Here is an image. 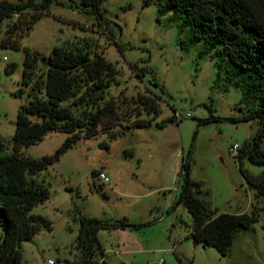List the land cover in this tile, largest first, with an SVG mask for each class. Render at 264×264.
Returning <instances> with one entry per match:
<instances>
[{"label": "rangeland", "instance_id": "rangeland-1", "mask_svg": "<svg viewBox=\"0 0 264 264\" xmlns=\"http://www.w3.org/2000/svg\"><path fill=\"white\" fill-rule=\"evenodd\" d=\"M81 3L55 0L20 39L19 50L0 48L8 57L0 60V138L8 152L13 151L18 111L29 102V88L16 95L23 87L25 48L50 55L56 46H89L119 69L120 84L111 87L112 99L150 91L159 96L161 113L149 127H133L122 134L121 127L101 128L90 139L82 134L38 176L49 187L50 198L32 213L49 218L53 228H42L22 244L20 264L78 259L81 216L139 225L99 229L104 255L98 254V264H264V198L247 183L239 160L245 142L253 140L260 128L259 118L242 119L256 101L243 103L240 87L216 85L214 59L201 56L205 41H194L193 28H181L178 15L160 16L157 2L145 6V0H105L101 5L105 21L86 13ZM17 19L15 15L13 20ZM11 64L16 67L7 73ZM134 64L145 72L142 78ZM175 113L178 120H170ZM163 121L165 125H159ZM66 138L63 132L50 133L36 145L23 147L21 154L36 159L52 155ZM235 145L240 147L237 152L232 151ZM185 161L191 177L203 184L199 197L213 210L239 214L259 208V221L237 235L227 256L191 237L192 216L177 204ZM243 163L253 175L264 172V166L247 158ZM95 172H104L109 182Z\"/></svg>", "mask_w": 264, "mask_h": 264}, {"label": "trees", "instance_id": "trees-1", "mask_svg": "<svg viewBox=\"0 0 264 264\" xmlns=\"http://www.w3.org/2000/svg\"><path fill=\"white\" fill-rule=\"evenodd\" d=\"M54 1L0 0V48L19 50L20 39L44 18ZM104 1L82 0L81 4L86 13L105 21L101 10ZM154 1L159 5L160 16L178 15L181 28H193L194 41H205L201 56L214 59L216 85L224 82L228 88L240 87L243 103L256 101L242 119L259 118L260 128L253 140L245 142L239 160L247 183L257 190L258 198H264V172L253 175L243 163L247 158L264 166V0H145L144 4ZM27 14L30 17H25ZM24 50L23 87L16 95H23L25 87L29 88V102L18 111L11 153L0 138V264H20L22 244L32 240L42 228L52 230L49 218L32 213L34 207L50 198L49 187L38 176L73 148L82 134L90 139L99 135L101 128L121 127L122 134L133 127H149L161 113L160 98L150 91L112 99L111 87L120 84L119 69L89 46H56L50 55ZM15 67L8 65L7 73ZM133 68L142 78L145 72L137 64ZM170 120L178 119L174 114ZM159 125L164 126L165 121ZM54 132L67 134L54 154L39 159L21 154L23 147L36 145ZM182 168L185 174L181 172L183 182L177 204H183L192 216L191 237L196 243L214 247L223 256L229 255L237 235L259 221V208L239 214L213 210L199 197L203 184L191 177L189 161ZM80 222L79 258L65 264H98V254L104 255L97 237L101 228L139 227L127 220L104 223L88 216H81Z\"/></svg>", "mask_w": 264, "mask_h": 264}, {"label": "built area", "instance_id": "built-area-1", "mask_svg": "<svg viewBox=\"0 0 264 264\" xmlns=\"http://www.w3.org/2000/svg\"><path fill=\"white\" fill-rule=\"evenodd\" d=\"M0 60H3V61H7L8 60V57L7 56H4L2 55V53L0 52ZM175 116L176 118L178 119L180 115H178L177 113H175ZM187 116H190L189 114H187ZM239 145H235L233 148H232V151L234 152H237L239 150ZM99 178L104 182V183H107L109 182V178L107 177V175L104 173V172H100L99 174ZM50 264H55L54 261H50Z\"/></svg>", "mask_w": 264, "mask_h": 264}]
</instances>
